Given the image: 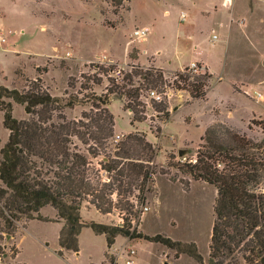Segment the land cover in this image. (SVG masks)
<instances>
[{
	"label": "rangeland",
	"instance_id": "obj_1",
	"mask_svg": "<svg viewBox=\"0 0 264 264\" xmlns=\"http://www.w3.org/2000/svg\"><path fill=\"white\" fill-rule=\"evenodd\" d=\"M221 3L222 0H0V33L5 40L0 42V85L7 88L21 89L27 85L26 80L40 77L53 97L65 101L79 91L83 77L95 73L99 66L115 65L114 70L122 72L129 71V66L152 67L160 69L164 79L172 83L181 66L193 61L199 68L195 75H199L207 70L197 61L207 65L212 76L205 100L195 101L183 90L167 89L162 96L167 97L169 119L163 121L146 99L148 91L142 90L140 100L149 103L146 119L130 132L145 135L156 151L150 191L132 227L144 235L159 234L173 241L194 243L202 264L208 259L216 190L180 169L195 159L201 137L213 125L224 124L255 142L264 139L258 125L264 122V0H231L224 6ZM181 12L185 13L184 20L179 18ZM141 27H149L150 33L144 40H136L132 33ZM211 32L219 38L215 45ZM41 68L46 72L39 74L36 70ZM221 77L224 79L218 83ZM69 79L74 84L72 88L68 86ZM102 79V84L93 88L96 94H101L107 85L106 77ZM233 80L234 86L230 83ZM247 82L256 86L246 87ZM253 90L263 94L262 101L252 98ZM12 106L14 118L27 119L21 105ZM89 108V104H80L65 107L62 112L67 119L78 120ZM251 110L257 113L250 115ZM109 111L117 133L114 131L106 154H110L116 136L120 141L131 129V114L123 110L121 101H113ZM8 134L0 113V149ZM180 150L186 153L179 156ZM99 161L100 158L91 160L94 167ZM100 177L106 179L103 172ZM39 214L47 221L21 220L11 236L0 227V264H125L122 250L129 247L136 251L135 264H198L187 255L175 257L174 250L143 239L127 242L119 237L108 249L104 236L89 228H83L78 236L77 253L60 255L58 234L62 222H54L58 218L49 206ZM81 216L105 225L123 224L117 210L101 215L87 203H83Z\"/></svg>",
	"mask_w": 264,
	"mask_h": 264
},
{
	"label": "trees",
	"instance_id": "obj_2",
	"mask_svg": "<svg viewBox=\"0 0 264 264\" xmlns=\"http://www.w3.org/2000/svg\"><path fill=\"white\" fill-rule=\"evenodd\" d=\"M129 67L118 76L113 75L115 65L97 67L95 73L83 77L79 91L65 101L53 97L40 77L26 80L27 85L21 89L0 85L2 125L9 132L0 149L1 231L11 236L21 220H44L39 212L49 206L58 218L55 222H62L60 255L77 253L78 236L83 228H89L104 236L108 249L117 236L143 239L174 250L175 257L187 255L202 264L194 243L173 241L159 234L144 235L132 227L139 219V207L146 201L155 173L156 151L145 135L129 133L113 145L110 154L105 152L114 137V117L109 111L113 101L122 102L133 126L146 119V106L140 100L142 90H183L190 99L202 101L211 75H195L185 68L175 72L169 83L160 69ZM36 71L40 74L46 68ZM102 77H106L107 85L96 94L93 88L102 84ZM73 85L69 79L68 86ZM12 103L23 107L27 119L13 117ZM80 104H89V112L82 113L78 120L67 119L63 108ZM150 104L158 118L162 115L163 121L169 119L166 101L151 100ZM258 125L264 134V122ZM156 131L159 133V129ZM201 141L195 162L180 170L216 190L206 264H264V139L255 142L224 124H216L205 130ZM97 158L100 161L94 167L91 160ZM83 203L101 215L117 210L123 224L84 220Z\"/></svg>",
	"mask_w": 264,
	"mask_h": 264
},
{
	"label": "built area",
	"instance_id": "obj_3",
	"mask_svg": "<svg viewBox=\"0 0 264 264\" xmlns=\"http://www.w3.org/2000/svg\"><path fill=\"white\" fill-rule=\"evenodd\" d=\"M231 2V0H224L223 4L224 5H227ZM180 18L183 20L184 19V14H181ZM149 34V30L147 27H141V28H137L133 31L132 33V36L134 37V39L136 40H144L147 35ZM0 40L1 42L4 41V39L2 37H0ZM212 40L213 41H216L217 40V36L214 34L212 35ZM187 71L192 73V74H196L199 72V68L197 67V65L195 63H191L188 68H187ZM115 73V76H118L119 73H120V70H117L114 72ZM167 89H165L166 91ZM168 90H172V89H168ZM165 91L162 93L156 91V90H149L147 92V96H146V99H148L149 103L150 101H155V102H161V101H166L167 102V97H163L162 94H165ZM173 91V90H172ZM252 98L254 100H256L257 102L258 101H262L263 100V94L259 91H254L253 92V95H252ZM145 106L147 107V105H149V103L147 102H144L142 101ZM120 136H116V142H118L117 140H119ZM195 162V159L188 162V163H194ZM143 210H147V208H143ZM121 220L123 222V219H122V214H121ZM122 251H125V260H124V263L125 264H135L134 263V257L136 255V251L132 248V247H129L127 248L126 250H122ZM121 252V251H120Z\"/></svg>",
	"mask_w": 264,
	"mask_h": 264
},
{
	"label": "crops",
	"instance_id": "obj_4",
	"mask_svg": "<svg viewBox=\"0 0 264 264\" xmlns=\"http://www.w3.org/2000/svg\"><path fill=\"white\" fill-rule=\"evenodd\" d=\"M223 2H224V0H222V3H221L222 6H224ZM181 14H184V19H185V13H184V12H181V13H180V16H181ZM180 16H179V18H180ZM184 19H183V20H184ZM180 20H182V19L180 18ZM147 28H148L149 33H150V28H149V27H147ZM148 35H149V34H148ZM212 35H214L213 32H211V41H213V40H212ZM215 35H216V34H215ZM216 36H217V40H216V41H213V44H212V45H215L214 43H216V42L219 40L218 35H216ZM0 37L3 38V36H1V33H0ZM3 39H4V38H3ZM4 41H5V40H4ZM4 41H3V42H4ZM0 42H1V40H0ZM1 43H2V42H1ZM146 52H147V50H146ZM154 56H155V55H154ZM108 59L111 60L110 58H108ZM155 59H156V58H155ZM111 61H112V60H111ZM197 62H199V63L201 64V67H202L203 69H206L207 72H208V74H210L209 69H208V67H207V65H206L205 63H203L202 61H197ZM157 63H158V62H157V59H156V64H157ZM191 63H194V62L191 61L188 65L181 66V67H180L179 69H177L176 71H179V70L181 71L182 69H185V67H186V66L188 67ZM187 67H186V68H187ZM159 68H161V67H159ZM161 69H162V70H165V69H163V68H161ZM210 75L212 76V74H210ZM222 79H224V78L221 77L220 79L217 80V82L219 83ZM234 81H235V80H233V82L230 81V83H231L232 86H234V85L236 84V82H234ZM244 84H245V83H244ZM254 84H255V83H254ZM254 84H253V82H247L245 85H246V87H251V88H252L253 86H256V85H254ZM240 85H241V84H240ZM253 89H256V88H253ZM254 91H257V90H253V91H252V95H253V92H254ZM244 93L246 94V93H248V92H247V91H244ZM256 113H257V112L251 110L250 115H253V114H256ZM141 123H143V122H141ZM137 124H139V123H134V125L131 126V129L127 131V133H130L131 130L136 129L137 127H135V125H137ZM129 125H130V124H129ZM164 127H165V125H164ZM164 127H163V128H164ZM133 128H134V129H133ZM114 131H115V133H117V132H116V129H115V125H114ZM148 140H149V139H148ZM149 141H150V140H149ZM150 142H151V141H150ZM54 222H55V221H54ZM56 223L60 224V222H56ZM61 226H62V225H60V228H61ZM119 237H121V236H117V237L115 238V242H114V243H116V240H117ZM122 238H123V237H122ZM123 239H124L125 241L128 240V239H126V238H123ZM138 241H139V240H138ZM127 242H128V241H127ZM129 242H132V240H131V241L129 240ZM114 245H115V244H113L112 247H114ZM114 249H115V248H114ZM134 263H135V259H134Z\"/></svg>",
	"mask_w": 264,
	"mask_h": 264
},
{
	"label": "water",
	"instance_id": "obj_5",
	"mask_svg": "<svg viewBox=\"0 0 264 264\" xmlns=\"http://www.w3.org/2000/svg\"><path fill=\"white\" fill-rule=\"evenodd\" d=\"M185 153H186V151H183V150L178 151L179 156H183Z\"/></svg>",
	"mask_w": 264,
	"mask_h": 264
}]
</instances>
